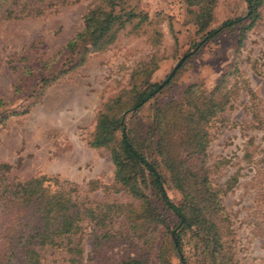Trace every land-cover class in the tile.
<instances>
[{
	"label": "rangeland",
	"instance_id": "rangeland-1",
	"mask_svg": "<svg viewBox=\"0 0 264 264\" xmlns=\"http://www.w3.org/2000/svg\"><path fill=\"white\" fill-rule=\"evenodd\" d=\"M130 1L146 14V21L137 28L133 22L127 24L105 50L89 54L72 69L68 58L59 53L81 30L82 15L90 0L57 5L37 18L0 21V113L7 115L0 122V164L8 165L7 175L19 180L56 177L75 185V197L85 207L104 202L117 207L130 204L137 209L139 202L114 185L108 151L88 145L102 106L129 90L131 75L142 69L143 63L146 68L156 66L145 80L159 83L187 54L156 100L145 104L136 115L125 117L127 128L148 125L154 104L180 101L184 88L192 84L208 91L219 75L234 64L255 98L238 93L211 121L206 168L212 187L231 179V187L220 203L233 233L234 259L238 264H264V123L257 126L251 118L252 113H258L264 119V4L259 19L237 47V27L226 28L202 42V33L193 24L198 7L195 4L187 5L183 0ZM245 13L244 0H215L208 29H216L221 22ZM199 42L195 50L193 46ZM27 68L32 77L25 75ZM39 75L46 83L33 88ZM142 78L135 76L134 82L138 84ZM228 80L232 84L234 78ZM16 87L20 88L19 95L14 94ZM165 188L170 201L178 204L180 194L168 183ZM149 199L173 227L176 219L152 196ZM104 206L107 205L100 208ZM113 216L111 232L124 231L123 217ZM80 227L62 247L38 249L42 264H103L119 256L132 241L126 236L122 238L124 243L116 242L110 235L105 242L99 236L103 229L88 220L82 221ZM184 243L183 253L188 258L193 252L187 237ZM160 246L166 249L169 264H179L163 230H159L148 254V264H157ZM132 253L130 250V257Z\"/></svg>",
	"mask_w": 264,
	"mask_h": 264
},
{
	"label": "trees",
	"instance_id": "trees-1",
	"mask_svg": "<svg viewBox=\"0 0 264 264\" xmlns=\"http://www.w3.org/2000/svg\"><path fill=\"white\" fill-rule=\"evenodd\" d=\"M75 1L0 0V21L41 17L57 5H71ZM183 1L198 6L193 24L202 33V42L226 28L237 27V47L259 19L264 4V0H244V16L227 19L216 29H208L215 0ZM146 19V14L137 9L133 1L90 0L82 15L81 30L59 54L68 58L72 63L69 69H72L81 65L89 54L105 50L127 24L133 22V27L137 28ZM200 45L201 42L193 48L196 50ZM142 67L131 75L133 82L129 90L122 91L102 106L88 143L91 148L108 151L114 185L137 200L138 208L133 209L130 204L117 207L104 202L85 207L75 197V185L56 177L19 180L7 175L8 165L0 164V264H42L38 249L62 247L64 241L80 231V223L84 220L103 229L99 236L104 237L105 242L107 237L110 240V235L116 242L124 243L122 238L126 236L132 239L119 256L106 259L103 264H148V254L159 230L167 234L179 264H238L231 252L233 233L228 215L220 203L221 196L231 187V179L217 187H212L208 179V128L238 93L243 92L252 100L254 94L233 64L219 75L210 90H203L196 84L188 85L182 91L180 101L154 104L148 125L134 124L127 128L125 117L136 115L145 104L155 101L169 83V80L162 86V82L149 83L145 76L156 66L152 64L146 68L143 63ZM24 73L32 77L30 69H25ZM135 76L144 78L136 84ZM231 76L234 78L232 84L228 80ZM35 80L33 88L46 83L41 75ZM19 90L16 87L14 94L19 95ZM12 114L18 112L12 111ZM6 116L0 113V122ZM251 118L256 125L264 123L258 113H252ZM167 183L180 194L178 204L167 197ZM149 196L176 219L173 227L170 228L157 213ZM103 205L107 206L100 208ZM115 214L123 217L122 225L126 226L119 233L111 232ZM184 237L193 252L188 258L183 253ZM196 251L200 253L194 254ZM165 255L166 249L160 246L157 264H169Z\"/></svg>",
	"mask_w": 264,
	"mask_h": 264
},
{
	"label": "water",
	"instance_id": "water-1",
	"mask_svg": "<svg viewBox=\"0 0 264 264\" xmlns=\"http://www.w3.org/2000/svg\"><path fill=\"white\" fill-rule=\"evenodd\" d=\"M187 56V54L185 55ZM185 56L181 57L178 62L176 63V65L174 66V68L170 71V73L167 75V77L164 79V81H162V83L160 84V86H162L165 82L168 81L169 77L172 75L173 71L175 70V68H177V66L182 62V60H184Z\"/></svg>",
	"mask_w": 264,
	"mask_h": 264
}]
</instances>
